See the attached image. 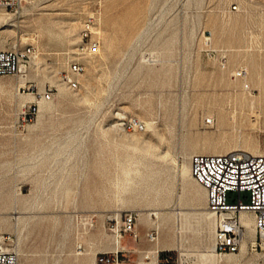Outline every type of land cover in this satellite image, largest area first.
<instances>
[{"label":"rangeland","instance_id":"obj_1","mask_svg":"<svg viewBox=\"0 0 264 264\" xmlns=\"http://www.w3.org/2000/svg\"><path fill=\"white\" fill-rule=\"evenodd\" d=\"M88 16L100 46L78 56ZM208 34L225 67L203 51ZM27 45L33 61L0 77V232L15 236L19 264H96L115 247L106 219L124 212L138 214L137 240L119 245L124 264H264L253 226L237 253L213 252L204 190L180 173L194 146L264 151V0H24L0 10V50ZM239 67L249 90L231 76ZM123 117L144 129L121 128Z\"/></svg>","mask_w":264,"mask_h":264},{"label":"built area","instance_id":"obj_2","mask_svg":"<svg viewBox=\"0 0 264 264\" xmlns=\"http://www.w3.org/2000/svg\"><path fill=\"white\" fill-rule=\"evenodd\" d=\"M23 1L0 0V10L16 11L21 8ZM232 9L236 7L233 6ZM80 34V44L76 54L80 56L96 53L100 46V39L93 16L86 18ZM203 51L209 58L218 61L221 67L226 66V51L215 50L211 46L209 34L205 37ZM35 54L36 49L32 45L1 49L0 77H18L26 64L29 65L33 61ZM83 70L84 66L77 58L71 59L65 76L66 83H73L75 89L77 81L73 76L81 74ZM231 76L240 80L245 90H249L245 68H236L231 72ZM38 96L41 100L51 98L49 93ZM34 107L35 104L29 103L21 112L23 123L31 121L35 114ZM119 121L120 127L128 131L144 129V124L134 117H123ZM189 169L193 181L204 190L206 208L215 219L213 252L226 255L239 251L244 235V226L240 220L243 213L253 218L255 248L264 246V154L254 155L243 150L220 154L197 153L189 158ZM81 221L87 228L94 226L92 215H83ZM106 221L114 237L115 247L109 252L101 253L96 264H124L121 258L123 248L119 245L125 236H129L134 241L137 240L138 214L124 212L110 216ZM146 237L149 242H154L157 239V232L150 230ZM15 239L12 233L0 232V264H19ZM169 258V256L165 258V263L169 262Z\"/></svg>","mask_w":264,"mask_h":264},{"label":"bare ground","instance_id":"obj_3","mask_svg":"<svg viewBox=\"0 0 264 264\" xmlns=\"http://www.w3.org/2000/svg\"><path fill=\"white\" fill-rule=\"evenodd\" d=\"M15 47V46H12V48ZM37 55V54H36ZM36 55L34 56V58L36 57ZM152 57V56H151ZM142 61V60H141ZM27 67V66H26ZM23 69V67H22ZM24 70V69H23ZM22 70V72H23ZM68 86L71 88V89H74V85L73 83H67ZM22 85V83L20 84ZM43 109L42 105H40V111ZM194 151L195 153H202V154H220V153H226V152H229L231 151L229 148H223L221 150H209L205 147H200V146H194ZM249 149V148H248ZM246 152H249L251 154H254V155H262L264 154V151H259V150H255V149H249V150H244ZM178 162V161H177ZM178 165V164H177ZM190 169L188 170L186 165L183 164L180 168V173L181 175L184 177V176H191L190 175ZM192 178V177H191ZM151 212V211H150ZM145 212V211H142L140 213V216H141V221L142 222H147L149 219H150V215H155L157 216L160 211L157 210L155 212ZM14 214H17L14 217V220L16 222H18L19 218H20V213L16 210V207L14 208V211H13ZM177 214H182V215H185L184 212H182V210H177L176 212ZM26 215V214H25ZM40 215V214H39ZM203 215L205 216V218L207 219H210V218H213V214L208 211V212H203ZM177 216V215H176ZM240 220H241V223L242 225L244 226V235H243V239H242V243L244 242V238H247V237H252V226H253V229H254V225H253V218L248 215V214H241V217H240ZM157 253V252H156ZM215 254L214 253H209V254H202L200 256L201 258V261L203 263H208V262H212L215 258Z\"/></svg>","mask_w":264,"mask_h":264},{"label":"crops","instance_id":"obj_4","mask_svg":"<svg viewBox=\"0 0 264 264\" xmlns=\"http://www.w3.org/2000/svg\"><path fill=\"white\" fill-rule=\"evenodd\" d=\"M166 257H167L166 255H162V256H161V258H160V260H159L160 264H165V258H166Z\"/></svg>","mask_w":264,"mask_h":264}]
</instances>
